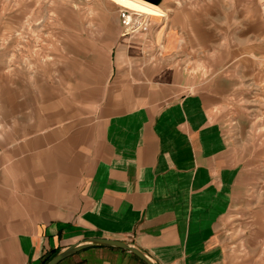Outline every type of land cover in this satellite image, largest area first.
Segmentation results:
<instances>
[{"label": "rangeland", "instance_id": "1", "mask_svg": "<svg viewBox=\"0 0 264 264\" xmlns=\"http://www.w3.org/2000/svg\"><path fill=\"white\" fill-rule=\"evenodd\" d=\"M161 3L202 30L184 27L179 49L148 53L135 45L154 16L133 13L126 26L125 9L110 0H0V228L26 230L75 209L103 148L100 108L113 68L138 55L172 57L197 89L223 90L219 120L249 169V201L264 205L261 0Z\"/></svg>", "mask_w": 264, "mask_h": 264}, {"label": "crops", "instance_id": "2", "mask_svg": "<svg viewBox=\"0 0 264 264\" xmlns=\"http://www.w3.org/2000/svg\"><path fill=\"white\" fill-rule=\"evenodd\" d=\"M158 6L166 15H148L138 51L179 49L184 27L201 32L202 23L181 24ZM183 65L155 54L113 68L100 108L103 148L75 209L26 230L0 228V264H41L94 237L126 240L159 264H264V205L249 201V169L219 120L224 92L197 89ZM59 264L145 263L123 249L90 247Z\"/></svg>", "mask_w": 264, "mask_h": 264}, {"label": "water", "instance_id": "3", "mask_svg": "<svg viewBox=\"0 0 264 264\" xmlns=\"http://www.w3.org/2000/svg\"><path fill=\"white\" fill-rule=\"evenodd\" d=\"M144 1L153 3L155 5H159L162 2V0H144ZM90 247H110V248L123 249L132 253L134 256H136L138 259L143 261L145 264H159L137 245L130 243L126 240L112 239L105 237L88 238L83 242L72 244L58 251L51 259H49L44 264H59L65 258Z\"/></svg>", "mask_w": 264, "mask_h": 264}, {"label": "bare ground", "instance_id": "4", "mask_svg": "<svg viewBox=\"0 0 264 264\" xmlns=\"http://www.w3.org/2000/svg\"><path fill=\"white\" fill-rule=\"evenodd\" d=\"M111 1L119 5L122 9H125L129 12V14L126 17V21L129 24L131 23L133 13L144 15L146 17L148 15L160 16L164 14V12L160 9L158 5H155L153 3L144 0H111Z\"/></svg>", "mask_w": 264, "mask_h": 264}, {"label": "trees", "instance_id": "5", "mask_svg": "<svg viewBox=\"0 0 264 264\" xmlns=\"http://www.w3.org/2000/svg\"><path fill=\"white\" fill-rule=\"evenodd\" d=\"M56 254V252H50L47 255H45L42 260H41V264L46 263L49 259H51L54 255Z\"/></svg>", "mask_w": 264, "mask_h": 264}, {"label": "built area", "instance_id": "6", "mask_svg": "<svg viewBox=\"0 0 264 264\" xmlns=\"http://www.w3.org/2000/svg\"><path fill=\"white\" fill-rule=\"evenodd\" d=\"M261 8H262V11H263V13H264V0H261ZM128 11L127 10H124V12H123V17H124V23L126 24V25H129V23H127V21H126V17H127V13Z\"/></svg>", "mask_w": 264, "mask_h": 264}]
</instances>
